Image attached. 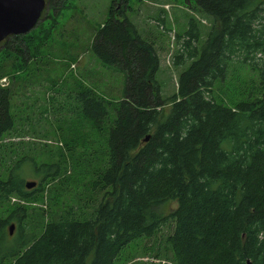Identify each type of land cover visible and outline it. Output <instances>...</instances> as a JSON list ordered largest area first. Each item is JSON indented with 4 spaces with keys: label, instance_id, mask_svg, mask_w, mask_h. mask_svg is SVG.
<instances>
[{
    "label": "trees",
    "instance_id": "16d2710c",
    "mask_svg": "<svg viewBox=\"0 0 264 264\" xmlns=\"http://www.w3.org/2000/svg\"><path fill=\"white\" fill-rule=\"evenodd\" d=\"M179 1L209 26L200 41L201 19L185 16L172 60L175 91L163 97L152 42L126 16V0H110L89 48L102 68L121 75L120 98L111 102L87 86L68 95L71 111L104 134L103 161L87 190L98 198L37 212L31 204L60 177L59 164L20 155L0 171V208L12 205L0 213V264H114L126 246L167 224L163 254L138 264H264V0ZM68 2L45 0V7L56 16ZM28 34L4 38L0 55L24 57ZM238 66L255 87L233 106L217 102L215 83ZM10 95L0 85L1 151L14 124ZM82 140H71L69 159H84ZM26 170L37 178L30 188Z\"/></svg>",
    "mask_w": 264,
    "mask_h": 264
},
{
    "label": "rangeland",
    "instance_id": "374dc122",
    "mask_svg": "<svg viewBox=\"0 0 264 264\" xmlns=\"http://www.w3.org/2000/svg\"><path fill=\"white\" fill-rule=\"evenodd\" d=\"M126 2V16L138 33L152 42L158 59L157 79L162 96H170L175 91L179 71V67L172 65L174 54L181 48L182 39L179 37L176 41V35H182L186 27L185 16L201 19L200 41L205 38L209 21L198 12L188 10L179 0ZM109 5L110 0H69L56 16L44 8L37 25L27 35L32 41L28 43L24 57L11 52L0 55V85L10 88L14 118L12 130L1 140L0 171L25 152L33 156L36 164L58 163L60 177L45 184L39 201L31 204L32 208L42 209L46 214L60 206L83 207L91 199L98 198L94 190H87H90L88 183L92 180L93 170L103 161L104 134L94 133L83 118L71 111L75 106L68 95L87 86L111 102L120 98L121 75L102 68L89 48ZM2 44L0 41V47ZM254 87L253 75L238 66L229 78L215 83L214 99L233 106L248 97L245 91ZM79 137L83 139L80 146L86 148L81 153L84 159L71 160L69 155L67 157V148L71 140ZM23 178L37 183L30 171ZM11 206L0 208V213ZM10 225L12 235L15 229L13 224ZM171 226L167 224L153 236L129 244L114 264L156 262L157 259L151 256L156 251L163 254V238Z\"/></svg>",
    "mask_w": 264,
    "mask_h": 264
},
{
    "label": "water",
    "instance_id": "95a60500",
    "mask_svg": "<svg viewBox=\"0 0 264 264\" xmlns=\"http://www.w3.org/2000/svg\"><path fill=\"white\" fill-rule=\"evenodd\" d=\"M45 0H0V41L12 35H23L33 29L41 18ZM35 181H26L30 188ZM12 225L8 226L11 233Z\"/></svg>",
    "mask_w": 264,
    "mask_h": 264
}]
</instances>
